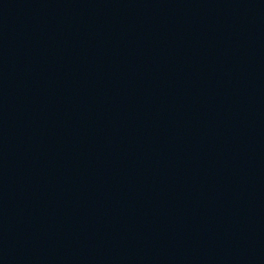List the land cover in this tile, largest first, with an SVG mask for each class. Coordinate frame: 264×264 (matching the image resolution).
<instances>
[{
    "label": "water",
    "instance_id": "1",
    "mask_svg": "<svg viewBox=\"0 0 264 264\" xmlns=\"http://www.w3.org/2000/svg\"><path fill=\"white\" fill-rule=\"evenodd\" d=\"M0 264H264V0H0Z\"/></svg>",
    "mask_w": 264,
    "mask_h": 264
}]
</instances>
